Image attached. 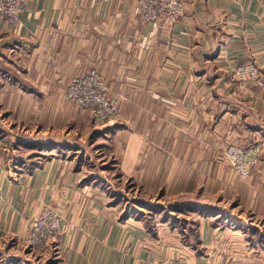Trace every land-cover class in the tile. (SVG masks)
<instances>
[{"label": "crops", "instance_id": "crops-1", "mask_svg": "<svg viewBox=\"0 0 264 264\" xmlns=\"http://www.w3.org/2000/svg\"><path fill=\"white\" fill-rule=\"evenodd\" d=\"M183 1L174 24L143 20L137 0H28L17 31L1 23L0 127L2 117L23 121L22 136L41 147L29 150L51 156L18 169L0 137V264H264L253 233L264 224V151L249 178L225 156L231 142L264 140V0ZM251 58L261 79L240 88L233 69ZM91 68L121 109L112 127H94L112 129L103 133L129 177L197 205L188 209L194 241L175 226L154 236L120 219L119 204L67 153L73 122L89 113L74 112L62 90ZM46 203L62 212L63 233L36 262L26 258L28 222Z\"/></svg>", "mask_w": 264, "mask_h": 264}, {"label": "rangeland", "instance_id": "rangeland-1", "mask_svg": "<svg viewBox=\"0 0 264 264\" xmlns=\"http://www.w3.org/2000/svg\"><path fill=\"white\" fill-rule=\"evenodd\" d=\"M3 77L8 82H13V79H11L9 75H4L3 73ZM63 92L64 90H62V95ZM65 101L73 105L74 112H80L84 109L75 103L67 100ZM87 110L88 109H84V111ZM88 113L89 116H87L86 121H82L77 125H75V123H77L76 121L73 122L74 128L73 133L71 134L73 144L72 147H69L71 143L67 142V145L69 146L66 147L67 153L70 154L69 156L75 158L78 165L80 164L84 171H87L86 179L96 180V184L106 189V195H108L107 198L109 202L119 204L121 210L120 219L132 217L134 220H139L143 223L142 225H145L144 227H146V229H148V231H150L154 236L159 235L158 233L162 230L163 225H168L171 229L175 226L180 231L182 237L186 240L192 239L194 241V239H196L194 236L196 235V231L198 229V220H195V217L188 212V209H191L192 207L196 208L197 205L185 202L176 203V193H171V191L168 190L164 184L161 185L153 183L152 185H146L137 179L135 180L129 177V175L119 166V160L115 156L114 146L116 139L109 136V134L103 133L105 130L109 131L112 129L106 128L104 130V128H102L101 130H98V128L94 127V125L97 124L92 120L89 110ZM2 118L3 123L5 122V124L0 127V137L3 139L4 146L9 149L8 151H5V153L6 162H9L10 166H12L13 163H17L16 165L18 169H20L27 166V163L32 164L35 161H43L45 158L51 156L50 153L29 150L31 149L29 148L30 146L37 145L33 144L35 142L33 136H22V133L26 129L24 128L23 131H21L22 124H25L23 121L21 122L17 120V118H15V120H11L7 117ZM102 126L112 127V125ZM67 130H69L68 124ZM27 134L33 133L29 130ZM86 134H88V136ZM60 143L64 144V141ZM80 145H82V149L79 151L76 150L77 147H80ZM14 148L19 150L16 151L15 154L12 152L10 153V151ZM39 148L41 149V147H38L37 149ZM44 148L48 149L49 147L47 146ZM168 187L171 189V186ZM44 205H48L59 212L62 218L63 226L65 218L62 212L55 206L47 203ZM253 229L256 240H263L264 224L261 223V227L256 225ZM61 237L62 234L60 235L59 241ZM196 242L193 243L196 245ZM26 244L28 246L25 251L26 258L30 260L36 259V262H42L45 257L47 259V256H49L52 252V249H49L45 253H39L32 250L28 244V240ZM1 246L7 247V245L4 246L0 241V252H4V248ZM56 250L57 248H55L53 252ZM157 260L162 261L163 259L158 257ZM45 261L46 260H44V262ZM220 264H225V262Z\"/></svg>", "mask_w": 264, "mask_h": 264}, {"label": "built area", "instance_id": "built-area-1", "mask_svg": "<svg viewBox=\"0 0 264 264\" xmlns=\"http://www.w3.org/2000/svg\"><path fill=\"white\" fill-rule=\"evenodd\" d=\"M28 0H0V25L7 23L12 31L21 24V14ZM183 0H137L135 13L145 21L165 18L176 23L185 13ZM262 69L255 59H248L235 66L233 76L240 88L260 81ZM65 100L88 109L92 120L98 125H113L120 115L119 99L112 95L103 74L97 68L70 77L63 92ZM264 140L257 138L251 142H231L225 148L229 164L243 178H249L262 159ZM28 244L39 253L58 249L62 234V218L57 210L44 205L29 219ZM47 255V254H46ZM187 264V263H184ZM228 264V263H225Z\"/></svg>", "mask_w": 264, "mask_h": 264}]
</instances>
